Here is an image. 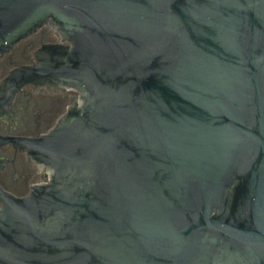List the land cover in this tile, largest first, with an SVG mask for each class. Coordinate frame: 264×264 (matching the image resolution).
Instances as JSON below:
<instances>
[{
    "label": "water",
    "instance_id": "95a60500",
    "mask_svg": "<svg viewBox=\"0 0 264 264\" xmlns=\"http://www.w3.org/2000/svg\"><path fill=\"white\" fill-rule=\"evenodd\" d=\"M44 24L0 107L79 99L1 140L48 181L0 190V264H264V0H0V57Z\"/></svg>",
    "mask_w": 264,
    "mask_h": 264
},
{
    "label": "flooded vegetation",
    "instance_id": "af4514ba",
    "mask_svg": "<svg viewBox=\"0 0 264 264\" xmlns=\"http://www.w3.org/2000/svg\"><path fill=\"white\" fill-rule=\"evenodd\" d=\"M53 37L57 39L53 41ZM56 32L48 25L32 32L0 57V86L13 70L36 63L35 53L42 45L58 43ZM79 95L72 89L51 91L26 85L0 107V141L37 139L52 129ZM48 181V171L29 159L18 145L0 142V190L17 199L27 196L32 187ZM1 207V204H0ZM1 209V208H0Z\"/></svg>",
    "mask_w": 264,
    "mask_h": 264
},
{
    "label": "rangeland",
    "instance_id": "374dc122",
    "mask_svg": "<svg viewBox=\"0 0 264 264\" xmlns=\"http://www.w3.org/2000/svg\"><path fill=\"white\" fill-rule=\"evenodd\" d=\"M57 38L56 37H53V41L56 40Z\"/></svg>",
    "mask_w": 264,
    "mask_h": 264
}]
</instances>
